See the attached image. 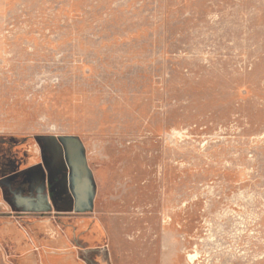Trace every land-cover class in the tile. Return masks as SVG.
I'll return each mask as SVG.
<instances>
[{
	"label": "rangeland",
	"instance_id": "374dc122",
	"mask_svg": "<svg viewBox=\"0 0 264 264\" xmlns=\"http://www.w3.org/2000/svg\"><path fill=\"white\" fill-rule=\"evenodd\" d=\"M46 250L264 264V0H0V264Z\"/></svg>",
	"mask_w": 264,
	"mask_h": 264
},
{
	"label": "crops",
	"instance_id": "0c3cea01",
	"mask_svg": "<svg viewBox=\"0 0 264 264\" xmlns=\"http://www.w3.org/2000/svg\"><path fill=\"white\" fill-rule=\"evenodd\" d=\"M65 252L66 250H46L41 255H39L40 260L33 255L35 257H33L34 260H32L31 263L27 262L24 264H88L85 260H79L73 250L66 253ZM110 252L112 251L110 250ZM108 259L110 260L105 261L103 264H119L111 255Z\"/></svg>",
	"mask_w": 264,
	"mask_h": 264
}]
</instances>
